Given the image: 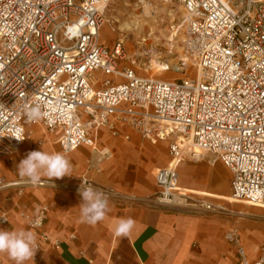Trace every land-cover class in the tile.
I'll return each instance as SVG.
<instances>
[{
  "label": "built area",
  "instance_id": "obj_1",
  "mask_svg": "<svg viewBox=\"0 0 264 264\" xmlns=\"http://www.w3.org/2000/svg\"><path fill=\"white\" fill-rule=\"evenodd\" d=\"M109 1L0 0V155L20 150L28 125L41 126L69 153L94 147L101 127L116 135L120 124L153 142L170 139L169 161L154 172L157 204L215 210L205 200L212 197L178 182L185 159L208 155L229 169L233 202L264 207V0H165L185 9L175 31L182 30L185 59L194 68L171 80L121 66L128 55L120 40L101 43ZM98 71L114 78L103 80ZM32 108L40 109L41 119H28ZM49 183L46 176L36 184L0 179V188L22 194L24 187ZM46 213L42 206L21 216L40 241L59 248L41 231ZM7 222L8 212L0 209V227ZM226 239L238 264H264V247L250 261L236 228Z\"/></svg>",
  "mask_w": 264,
  "mask_h": 264
},
{
  "label": "crops",
  "instance_id": "obj_2",
  "mask_svg": "<svg viewBox=\"0 0 264 264\" xmlns=\"http://www.w3.org/2000/svg\"><path fill=\"white\" fill-rule=\"evenodd\" d=\"M38 128L44 130L28 125L20 150L11 156L0 155V179L16 182L20 178L16 166L30 151L64 153L52 134L43 136ZM116 130L113 135L101 127L94 134V147L81 145L64 153L71 162L72 176L53 178L44 186L24 187L22 194L17 187L0 188V209L8 212V222L0 229L31 230L21 212L33 216L45 206L41 231L59 243L55 248L36 237L38 249L33 260L25 264H238V253L226 239L233 228L240 234L246 257L254 261L260 256L264 228L251 222L250 215L228 217L194 205L167 207L154 201L157 188L153 173L167 165L170 139L153 142L120 124ZM204 164L209 165L198 161L180 164L179 185L198 195L210 192L230 196L185 178L187 171L200 172ZM83 178L108 200L105 219L95 225L80 219L82 198L78 189ZM209 199L216 205L215 198ZM129 217L135 221L130 234L116 236L115 224ZM0 264L15 261L0 254Z\"/></svg>",
  "mask_w": 264,
  "mask_h": 264
},
{
  "label": "rangeland",
  "instance_id": "obj_3",
  "mask_svg": "<svg viewBox=\"0 0 264 264\" xmlns=\"http://www.w3.org/2000/svg\"><path fill=\"white\" fill-rule=\"evenodd\" d=\"M185 15L184 7L176 2L165 0H110L103 8L105 23L99 31L101 43L111 47L120 40L127 52L128 60L121 64L134 66L139 75L156 79H179L187 72L194 73L190 60L183 51V32H176ZM149 65H155L154 70ZM97 76L103 80L113 76ZM39 129V134H50ZM207 155L200 172H186V179L197 182L219 193H230L229 169L219 160L211 165ZM210 160V161H209ZM186 161H193L185 159ZM209 161V162H208ZM181 163V164H182ZM179 173L182 171L179 168ZM155 172V171H154ZM154 174V173H153ZM205 196L215 198V213L238 217L250 215V221L264 228V207L241 202H233L228 195L204 192ZM210 202L209 198H205ZM251 225V224H250ZM252 226V225H251ZM254 228V227H253Z\"/></svg>",
  "mask_w": 264,
  "mask_h": 264
},
{
  "label": "clouds",
  "instance_id": "obj_4",
  "mask_svg": "<svg viewBox=\"0 0 264 264\" xmlns=\"http://www.w3.org/2000/svg\"><path fill=\"white\" fill-rule=\"evenodd\" d=\"M43 113L39 108H32L27 112L30 121L41 119ZM21 140V139H18ZM18 176L27 183L36 184L42 176L49 180L61 179L71 175V162L61 152L49 153L43 150L30 151L26 158L16 166ZM78 194L82 198L80 204L81 222L95 225L103 221L109 210L108 200L103 192L80 185ZM40 219L33 222V226H39ZM135 225V221L129 217L120 219L114 227V234L119 237L128 236ZM38 247L35 232L27 229L3 230L0 229V254H6L15 264H25V261L33 260Z\"/></svg>",
  "mask_w": 264,
  "mask_h": 264
},
{
  "label": "bare ground",
  "instance_id": "obj_5",
  "mask_svg": "<svg viewBox=\"0 0 264 264\" xmlns=\"http://www.w3.org/2000/svg\"><path fill=\"white\" fill-rule=\"evenodd\" d=\"M186 14V13H185ZM185 16V15H184ZM156 68V66L155 65H149V69L150 70H154Z\"/></svg>",
  "mask_w": 264,
  "mask_h": 264
}]
</instances>
